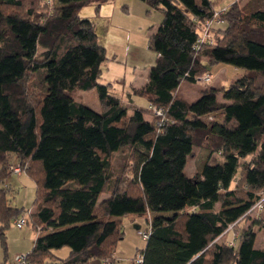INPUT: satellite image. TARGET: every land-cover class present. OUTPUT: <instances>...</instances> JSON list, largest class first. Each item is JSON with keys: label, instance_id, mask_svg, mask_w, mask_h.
<instances>
[{"label": "trees", "instance_id": "trees-1", "mask_svg": "<svg viewBox=\"0 0 264 264\" xmlns=\"http://www.w3.org/2000/svg\"><path fill=\"white\" fill-rule=\"evenodd\" d=\"M25 1L0 0V180L9 177L14 153L36 181L27 221L39 232L31 263L114 258L123 217L147 214L142 264H264V247L256 244L264 209L259 217L249 211L264 190V83L257 79L264 77V2L248 8L234 1L221 14L214 42L197 48L201 22L213 17L218 0H144L163 10L149 40L156 62L146 83L129 91L147 99L144 107L100 81L106 48L81 10L93 4L99 14L109 0H51L57 8L48 15L21 13ZM217 62L245 73L228 85L203 87L192 101L176 94L183 81L196 82ZM39 72L44 87L33 95L28 76ZM93 88L103 110L72 95ZM154 107L164 110L161 124ZM202 137L207 158L190 175L187 159ZM126 146L130 173L112 160ZM216 152L222 162L213 159ZM26 210L0 186L6 251L10 221ZM231 224L238 231L234 244L227 239ZM65 245L67 257L52 253Z\"/></svg>", "mask_w": 264, "mask_h": 264}, {"label": "rangeland", "instance_id": "rangeland-1", "mask_svg": "<svg viewBox=\"0 0 264 264\" xmlns=\"http://www.w3.org/2000/svg\"><path fill=\"white\" fill-rule=\"evenodd\" d=\"M114 1L117 7L114 17L111 18L107 27H104V19H97L96 23V31L100 36L101 43L106 48V55L108 56V59L102 64L100 81H111L113 84L111 86V91L123 94L126 102H128L131 99H128L127 95L125 96L126 89L123 88V84L118 80L126 78L128 81L130 79L129 77L134 73H143L144 75L149 73L151 65H153L157 59V53L149 43L150 35L160 24L163 18V10L161 8L150 7L144 0ZM230 1L231 0H218L216 2V7L221 8L227 4L224 6L227 8L234 2L228 3ZM235 1H239L241 5H245V7L248 8H252L253 5L258 6L261 1L264 2V0H250L248 2L247 0ZM56 8V3H53L51 0H26L25 4L20 8V11L25 14L28 9H33L36 11L35 13L38 12L48 15L55 12ZM87 11L88 6L83 9V12ZM209 72L211 77L209 81L204 79L197 80L196 82L183 81L176 91V94L189 101L195 100L200 95L203 87L209 85H216L218 87L228 85L235 78L242 76L245 73V69L230 63L217 62L210 67ZM257 79L258 82L264 83V77L258 76ZM27 85L29 92L33 95H39L44 87L42 73L29 74ZM72 95L76 100L82 101L96 110L104 109V104L100 101L96 88L89 90L74 89ZM135 97L139 105L149 107V102L144 96L136 95ZM218 99L220 101H225L222 92L218 93ZM152 112L156 114L154 108ZM152 114L153 113H149L148 115L152 117ZM156 116L157 121L162 118V115L156 114ZM204 119H206V121H211V118L208 116L204 117ZM206 141L207 138L202 137L200 143L194 146L192 153L188 156L185 166V171L188 174H194L207 158L208 151L204 144ZM213 159L222 162L224 158L219 152H216L213 155ZM112 160L117 169L124 163L127 165L126 172H131L130 167L133 165V156L131 155L130 147L126 146L122 150L115 152L112 156ZM8 163L9 177L6 180H0V186L5 187L7 190V197L11 204L19 208H34L37 191V184L34 177L26 170L21 173L14 172L13 167L21 163L14 153L9 154ZM130 175H132V173ZM261 193L263 194L264 190ZM106 195H108V193L103 192L101 198ZM22 214L23 212L20 213L18 217ZM262 214L263 213H260V215ZM146 216L147 214H138L137 217L133 218L127 214L123 217L122 227L124 230V238L121 239L116 246L115 254L120 257L117 264H131L132 258L145 247L146 240L139 234L138 229H144L148 226ZM16 218L17 217H13L11 219L7 229V251L0 240V264H11L16 254L28 253L39 233L31 220L24 227L20 228L15 224ZM137 224H140L139 227ZM263 230L264 227L259 231L256 242L257 246H260ZM237 233V230H230L227 234V239H232ZM70 252L71 248L67 245L52 250V253L59 257H67ZM95 261L99 263V259H94L93 263Z\"/></svg>", "mask_w": 264, "mask_h": 264}, {"label": "built area", "instance_id": "built-area-1", "mask_svg": "<svg viewBox=\"0 0 264 264\" xmlns=\"http://www.w3.org/2000/svg\"><path fill=\"white\" fill-rule=\"evenodd\" d=\"M223 10L225 9L215 10V13L212 18H206L204 21L201 22L202 29L196 41L195 47L199 48L203 43L214 42L215 33H216L215 27L216 25L222 23L223 21L221 17ZM194 20L198 21V18L195 17ZM201 79L209 81L211 79L210 74L207 73L199 76L198 80ZM154 109L157 115H162V118L158 120V124H161V122L164 120V110L162 108H157V107H154ZM207 116L212 119L211 115H207ZM13 170L16 173H21L23 171L20 164L14 166ZM263 209H264V193L263 194L261 193V197L253 204V206L250 208L249 211H251L252 215H254L255 217H259ZM31 211H32L31 208H28L26 211H24L20 217H17L15 219V224L20 228L24 227L27 224L28 216L31 213ZM232 229H233V224L229 226L228 230L230 231ZM138 232L143 237L144 240H147L150 235L151 228L149 226H147L144 229L139 228ZM237 236L238 233L234 235L233 238L229 240V242L231 244H234L237 241ZM143 259H144V254L142 251H139L133 259V264H142ZM11 264H32V263L29 259L28 253H19L15 255L13 262ZM103 264H115V260L113 257H106L103 259Z\"/></svg>", "mask_w": 264, "mask_h": 264}, {"label": "crops", "instance_id": "crops-1", "mask_svg": "<svg viewBox=\"0 0 264 264\" xmlns=\"http://www.w3.org/2000/svg\"><path fill=\"white\" fill-rule=\"evenodd\" d=\"M233 1H235V0H231L228 3H232ZM248 1H250V0H247V2ZM226 5L227 4H225L224 6H226ZM224 6L221 7V8H225ZM85 7H87V6H85ZM116 7L117 6L115 5V1L114 0H109V1H107V2H105V3H103L101 5L100 10H99V14L96 13L95 5L92 4V5H88V11L87 12H83V9L84 8H82L81 15L84 16V17H89L92 20H94L96 26H97V24H96L97 23V19H104V27L106 28L107 25L109 24V22L111 21V18L114 17ZM221 8H217V9H221ZM223 24L220 23V24H218V26L223 25ZM98 37H99V42L101 43L100 36L98 35ZM129 78H130L128 80L129 82L127 81L126 78L120 79L118 81L121 82L123 84V88L126 89L125 96L127 95L128 96V99H131V100H133V102H135L136 104H138L136 102V97H135L136 95L135 94H132L131 96H129V91L132 89V87H141L142 85H144L146 83L147 79H148V74L147 75H144L143 73H140V74L139 73H134ZM108 82H111V81H108ZM113 93L114 94L117 93L116 95L119 96L123 101L126 102V99H125V97H123V94L118 93V92H113ZM128 215L131 216V217H133V218H135V217L138 216V214H128ZM137 225L139 227L140 224H137ZM261 229H259V231ZM38 235H39V233L37 234V236ZM259 247H264V230H263V233L261 234V240H260V246ZM114 258H115V264H117L118 259L120 257H118L117 254L114 253ZM133 259L134 258H132V262H133ZM93 261H94V259L91 261V264H103V259H99V263H97V261H95L93 263ZM132 262H131V264H133Z\"/></svg>", "mask_w": 264, "mask_h": 264}]
</instances>
